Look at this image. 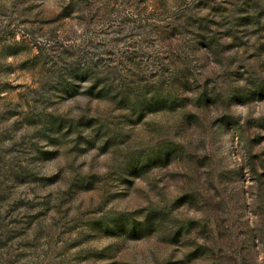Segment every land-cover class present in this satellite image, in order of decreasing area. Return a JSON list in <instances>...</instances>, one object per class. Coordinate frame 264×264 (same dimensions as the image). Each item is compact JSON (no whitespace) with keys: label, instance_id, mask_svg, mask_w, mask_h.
Instances as JSON below:
<instances>
[{"label":"rangeland","instance_id":"obj_1","mask_svg":"<svg viewBox=\"0 0 264 264\" xmlns=\"http://www.w3.org/2000/svg\"><path fill=\"white\" fill-rule=\"evenodd\" d=\"M0 264H264V0H0Z\"/></svg>","mask_w":264,"mask_h":264}]
</instances>
